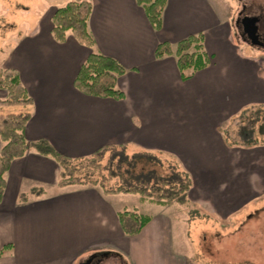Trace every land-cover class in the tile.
<instances>
[{
    "label": "crops",
    "instance_id": "0c3cea01",
    "mask_svg": "<svg viewBox=\"0 0 264 264\" xmlns=\"http://www.w3.org/2000/svg\"><path fill=\"white\" fill-rule=\"evenodd\" d=\"M90 1L93 47L71 33L65 42L56 41L52 17L58 6L44 12L42 3L38 11L37 0L0 39V68L17 71L32 98L16 111L30 114L28 140L46 139L71 158L119 145L174 156L193 178L188 204L210 202L218 194L229 209L248 189L254 191L247 165L256 168L264 145L229 146L219 130L243 108L264 104V75L256 58L236 45L229 23H220L222 13L213 11L212 0H167L160 30L137 0ZM197 33H204L211 62L183 80L176 56L157 58L155 50ZM92 51L125 66L119 78L124 99L88 95L76 87ZM256 169L264 173V165ZM60 176V164L35 150L12 161L0 203V250L12 248L0 253V264H80L100 251L125 253L130 264H172L178 230L166 209L152 214L138 235H127L118 194L93 186L61 187ZM37 189L40 195L33 194ZM23 194L27 201H21Z\"/></svg>",
    "mask_w": 264,
    "mask_h": 264
},
{
    "label": "trees",
    "instance_id": "16d2710c",
    "mask_svg": "<svg viewBox=\"0 0 264 264\" xmlns=\"http://www.w3.org/2000/svg\"><path fill=\"white\" fill-rule=\"evenodd\" d=\"M143 6L149 21L156 30L163 26V16L167 0H137ZM93 10L90 0H72L56 8L53 17L52 35L58 42H65L71 33L78 42L88 47L95 45V39L90 30L89 20ZM204 33L191 34L180 40L176 45L169 42L160 43L155 50L157 58L175 55L177 65L183 80L190 79L193 74L206 68L211 62V56L205 49ZM127 71L116 58L100 51H92L82 64L75 79L76 87L92 96L124 99L125 92L119 86V78ZM0 89L7 92L3 102L9 104H31L27 89L22 84L20 75L15 70L0 68ZM0 118V203L6 187V173L14 159L25 156L30 150H35L54 158L61 166L60 186H93L104 194H135L143 202H151L161 206L173 203L186 205L193 187L190 172L178 158L161 152L143 149L134 151L127 145L105 146L95 153L79 158H71L58 152L46 139L30 141L26 135V126L30 119L29 113H9ZM238 122V129L231 134L230 127H223L227 135L225 143L229 146L253 147L264 145V104L250 105L243 108L229 120ZM110 148L117 150L118 163L110 165L111 176L117 177V185L108 186L99 177L93 180L94 174L101 169L98 158L103 151ZM132 151L133 154L128 153ZM171 165L168 171L164 169L163 157ZM104 176V175H103ZM102 177V175H101ZM40 195L41 190L33 191ZM23 194L21 201H27ZM196 213L197 210H193ZM192 211V213H193ZM122 229L127 235H138L149 224L152 217L137 209L125 208L118 212ZM7 245L0 250H11ZM114 255L118 259L123 256L113 251H100L95 257ZM96 263V260H95Z\"/></svg>",
    "mask_w": 264,
    "mask_h": 264
},
{
    "label": "rangeland",
    "instance_id": "374dc122",
    "mask_svg": "<svg viewBox=\"0 0 264 264\" xmlns=\"http://www.w3.org/2000/svg\"><path fill=\"white\" fill-rule=\"evenodd\" d=\"M35 0H0V39L6 37L14 21H18L24 13H27L28 6L32 7ZM38 11L41 10V4L46 6L44 12L50 5L58 7L67 4L72 0H37ZM225 0H212V9L216 13H222L220 23H229L230 18ZM235 8L236 4H233ZM224 7V8H223ZM223 8V11H222ZM43 12V11H42ZM231 34L236 40V45L243 53H249L255 57L256 61L261 64L264 75V51L252 49L240 45L237 36L232 30ZM239 43V44H238ZM7 92L0 89V118L10 112L15 113L23 104H9L3 102ZM18 113V112H16ZM238 122L230 121L225 124L229 126L230 133L235 134L238 129ZM219 132L225 140L227 135L224 129ZM120 148H110L103 151L98 158L101 169L94 174L93 180L98 177L108 186L117 185L119 179L111 176L110 165L118 163L117 150ZM264 150V148L262 149ZM128 153L133 154L132 151ZM161 156V155H159ZM163 157V156H161ZM163 167L165 171L171 165L170 161L163 157ZM255 167L264 165V155L257 159ZM222 167V166H221ZM220 168L219 165L216 169ZM251 169L247 165L246 174L247 183L255 187L254 191L240 197L229 209L221 199L211 197L210 202L199 199L200 202L193 200L191 204L180 205L173 203L168 207L161 208L151 202H141L136 195L118 194L117 199L122 208L138 209L145 214H159L163 209L167 210L168 216L175 221L176 229L174 230L175 252L173 253L172 264H264V173L259 174L258 169ZM102 175V177H101ZM104 175V176H103ZM253 177V179H252ZM255 185V186H254ZM75 186V185H72ZM76 186H82L76 184ZM246 189V188H245ZM195 197V196H194ZM224 204V205H223ZM157 207V208H156ZM194 209H198L194 213ZM193 211V213H192ZM174 245V243H173ZM118 259L114 255L107 257H98L95 264H130L128 256ZM91 255L83 258L81 263Z\"/></svg>",
    "mask_w": 264,
    "mask_h": 264
},
{
    "label": "flooded vegetation",
    "instance_id": "af4514ba",
    "mask_svg": "<svg viewBox=\"0 0 264 264\" xmlns=\"http://www.w3.org/2000/svg\"><path fill=\"white\" fill-rule=\"evenodd\" d=\"M225 1L229 4L226 5L230 11L229 29L234 30L240 45L264 51V0ZM90 259L83 264H95L97 257L91 256Z\"/></svg>",
    "mask_w": 264,
    "mask_h": 264
},
{
    "label": "water",
    "instance_id": "95a60500",
    "mask_svg": "<svg viewBox=\"0 0 264 264\" xmlns=\"http://www.w3.org/2000/svg\"><path fill=\"white\" fill-rule=\"evenodd\" d=\"M89 260L91 261V259H90V258H89ZM89 260H88V261H89ZM88 261H87V262H88ZM82 264H83V263H82Z\"/></svg>",
    "mask_w": 264,
    "mask_h": 264
}]
</instances>
